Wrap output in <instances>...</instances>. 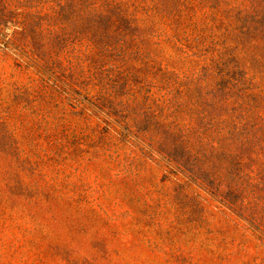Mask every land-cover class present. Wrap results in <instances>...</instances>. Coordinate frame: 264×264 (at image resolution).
Returning <instances> with one entry per match:
<instances>
[{
	"label": "rangeland",
	"instance_id": "1",
	"mask_svg": "<svg viewBox=\"0 0 264 264\" xmlns=\"http://www.w3.org/2000/svg\"><path fill=\"white\" fill-rule=\"evenodd\" d=\"M0 264H264V0H0Z\"/></svg>",
	"mask_w": 264,
	"mask_h": 264
}]
</instances>
